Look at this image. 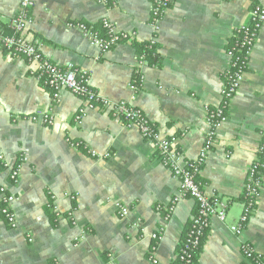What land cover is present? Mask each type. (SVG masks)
Here are the masks:
<instances>
[{
	"label": "crops",
	"instance_id": "obj_1",
	"mask_svg": "<svg viewBox=\"0 0 264 264\" xmlns=\"http://www.w3.org/2000/svg\"><path fill=\"white\" fill-rule=\"evenodd\" d=\"M117 2L111 9L96 0H35L28 29V38L46 58L88 72L93 89L116 103L131 98L137 47L153 36L152 0ZM256 2L264 9V0ZM19 8L20 0H0L5 34H11ZM251 8V0H175L161 22L153 51L156 63L148 60L134 104L163 136L177 139L187 160L196 159L204 145L206 108L221 105L229 42L238 28L250 24ZM104 19L136 33V42L102 52L72 27L80 22L100 29ZM82 106L69 91L56 101L30 75L24 59L11 58L0 47V156L11 166L21 164L23 156L27 159L17 185L10 184L0 165V187L15 195L17 217L12 229L0 212V264H152V259L178 264L196 215L195 201H180L166 221L180 184L160 161L154 143L104 112L87 110L77 124ZM42 114L52 115L54 125L29 120ZM263 132L264 29L240 94L217 128L198 177L203 192L227 211L225 222L211 219L194 264H252L243 256L244 244L264 258V177L259 202L242 234L231 230L242 225L248 170L259 155ZM71 142L82 143L97 157ZM116 204L129 215L120 217ZM70 212L76 226L67 216ZM153 235L162 240L155 242Z\"/></svg>",
	"mask_w": 264,
	"mask_h": 264
},
{
	"label": "built area",
	"instance_id": "obj_2",
	"mask_svg": "<svg viewBox=\"0 0 264 264\" xmlns=\"http://www.w3.org/2000/svg\"><path fill=\"white\" fill-rule=\"evenodd\" d=\"M96 1L111 9L118 6L117 0ZM174 3L175 0H152L150 26L153 36L147 43L148 49L153 50L157 47L158 37L161 32V22ZM251 6L250 24L242 26L235 31L238 35H241L242 42L232 50L227 51L229 65L224 72L221 105L216 109L206 108V121L209 131L199 155L193 160L185 158L177 146L176 138L163 136L157 126L134 104L136 96L141 92L145 79L144 69L148 66L146 55L140 54L137 58L134 76L129 86L132 93L131 98L116 103L102 97L93 89L88 72L74 66L62 67L53 63L30 41L28 29L33 22L32 13L35 7V0H20L19 11L11 22V29L14 31V35L8 36L0 29V47L11 58L24 59L29 64L30 75L38 81H42L53 92L56 101L62 91H69L83 102L82 108L75 117L77 124L81 123L87 110L104 112L121 121L126 128L137 129L143 138L154 143L160 161L170 170L172 176L179 180L180 184L179 194L173 199L172 206L166 210L165 220L168 221L170 219L176 205L180 201L192 199L196 203V215L182 243L178 264L195 263V256L203 244L213 217H218L222 222L226 220L227 207L219 200L209 198L203 192L198 182V177L216 142L217 128L227 120L224 109H229L231 102L240 94L257 37L260 31L264 29V9L256 0H251ZM72 27L81 31L102 52H109L120 44H134L137 40L136 33L119 29L110 19H104L100 23L104 34L96 30L94 26H88L80 22L73 24ZM29 120L34 123L41 122L46 126H53L55 123V118L50 114L31 116ZM71 145L78 149L83 144L71 142ZM85 149L91 156L97 157L92 151ZM258 153L257 159L248 170L247 183L244 190L245 205L241 218L242 225L231 229L237 236L242 234L245 225L251 219L259 202L264 177V132ZM106 157H109V155L104 156V158ZM20 161L21 164L11 166L3 156H0V165L7 172L11 185L19 183L21 168L27 159L23 156ZM0 202L1 215L12 229H16L17 217L13 209L16 197L7 186L0 187ZM116 208L120 217L125 218L129 215V210L124 206L116 204ZM158 210H161V208L159 207ZM67 216L72 224L76 226V220L73 218L72 212ZM153 239L155 242H160L162 236L153 235ZM241 249L243 256L251 263L255 257H261L254 252L250 244L242 245ZM155 252L156 247L152 249L151 254H155ZM151 263L158 264L157 260L154 259L151 260Z\"/></svg>",
	"mask_w": 264,
	"mask_h": 264
},
{
	"label": "trees",
	"instance_id": "obj_3",
	"mask_svg": "<svg viewBox=\"0 0 264 264\" xmlns=\"http://www.w3.org/2000/svg\"><path fill=\"white\" fill-rule=\"evenodd\" d=\"M96 30H98L99 32H101V34H104V30H102L101 27H100V29L96 28ZM6 35H8V34H6ZM12 35H14V31L13 30H11V34L8 35V36H12ZM241 42H242L241 35H238L237 33H234L233 37L231 38V40L229 42V48H228V50H232L233 48H235L236 45L240 44ZM137 48H138L139 54L146 55L147 56V59L149 61H151L150 63H154L155 62V56H153V51H155L156 48H154L153 50H150V49L147 48V44L139 45ZM227 112H228V109L225 108L224 109L225 115H227ZM72 143H77V142H72ZM80 149L81 150H85L84 145H81L80 146ZM52 218L56 222V220H57L56 215L52 216ZM198 252H197V254H198ZM197 254H196V256H197ZM196 256H195V259H196ZM252 264H264V258L257 256L252 261Z\"/></svg>",
	"mask_w": 264,
	"mask_h": 264
}]
</instances>
